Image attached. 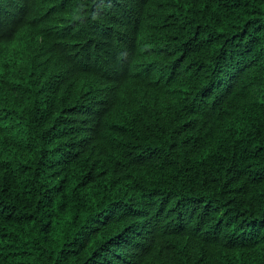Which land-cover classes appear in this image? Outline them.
I'll return each mask as SVG.
<instances>
[{
	"label": "trees",
	"instance_id": "trees-1",
	"mask_svg": "<svg viewBox=\"0 0 264 264\" xmlns=\"http://www.w3.org/2000/svg\"><path fill=\"white\" fill-rule=\"evenodd\" d=\"M0 264H264V0H0Z\"/></svg>",
	"mask_w": 264,
	"mask_h": 264
}]
</instances>
